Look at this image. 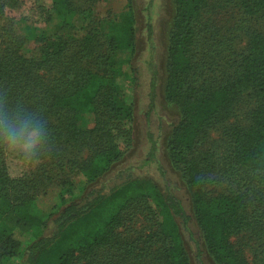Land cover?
I'll return each mask as SVG.
<instances>
[{
  "label": "trees",
  "instance_id": "1",
  "mask_svg": "<svg viewBox=\"0 0 264 264\" xmlns=\"http://www.w3.org/2000/svg\"><path fill=\"white\" fill-rule=\"evenodd\" d=\"M51 1L45 26L18 17L0 30V157L10 142L35 139L26 153L38 163L32 177L15 179L0 161V264H142L152 253L159 264H192L182 230L194 239L191 220L217 264H264V0H172L161 91L177 118L163 151L191 211L150 177L130 176L109 192L96 187L123 162L121 140L129 144L134 131L126 85L134 69L125 70L136 50L134 0L100 20L74 0ZM7 4L0 0V20ZM246 93L255 99L247 124L229 123ZM219 127L237 185L211 184L215 153L200 152ZM53 185L55 210L42 215L36 196ZM140 214L159 238L150 253L149 239L139 248L120 237ZM245 232L259 245L253 259L235 241Z\"/></svg>",
  "mask_w": 264,
  "mask_h": 264
},
{
  "label": "rangeland",
  "instance_id": "2",
  "mask_svg": "<svg viewBox=\"0 0 264 264\" xmlns=\"http://www.w3.org/2000/svg\"><path fill=\"white\" fill-rule=\"evenodd\" d=\"M74 2L82 9L89 10L91 8L94 12L93 17L96 20L119 14L125 10L127 5V0H74ZM133 4L137 20L136 50L130 59V63L125 66V70L130 72L131 68L134 69L135 81L130 79L126 81L127 91L134 97L136 105L134 131L129 144L121 140V148L126 151L123 162L113 172L104 177L96 187L97 190L109 192L112 187L122 183L130 176L150 177L162 189L171 188L186 208L191 211L185 188L178 177V173L171 167L163 151V140L167 134L164 131L177 118L176 108L166 104L161 91L168 31L173 16L172 0H134ZM51 6V0H8L4 19L0 20V30L15 25L18 17H26L36 24L45 26V19L48 14H51ZM154 71H156L157 86L155 87V96L152 98ZM254 105V96L248 93L244 94L236 106L235 116L229 123L247 124L250 110ZM225 138L223 128H216L211 131L207 142L200 148V152L212 150L215 153L212 158L214 169L211 175V184L214 183L217 186L220 185V179L223 185L225 183H228V185L239 183L235 175L233 178H229L227 175L230 168V154L227 151ZM35 143V139H27L21 142L12 141L6 146L0 161L4 162L10 177L15 179L32 177L38 163L29 157L26 152L34 147ZM153 144H156L157 150L155 151V157L150 159L149 154ZM71 177L76 184H81L78 176L72 175ZM41 189H39L36 196V203L39 212L46 215L55 210L59 187L53 185L49 186L46 191H44V188ZM56 226L51 221L47 233L52 234ZM189 228L194 239H192L189 229L182 226L192 264H200L196 258V240L205 251L204 264H217L207 254L201 234L193 220H191ZM155 230L154 220L140 214L122 229L120 237L132 238L139 248H143V240L149 239L146 251L150 253L152 250H158L159 247V238L155 234ZM37 233L38 230H35L27 235L24 239L25 243L34 239ZM249 233L252 234V232ZM249 233L245 232L243 236L237 237L235 241L243 249L246 257L253 259L250 248L259 247V245L248 236ZM262 249L264 248L262 247ZM152 257V260L143 259L142 264H159L157 253H152ZM129 261H132V258H129L126 264ZM18 262V258H15L12 264Z\"/></svg>",
  "mask_w": 264,
  "mask_h": 264
}]
</instances>
